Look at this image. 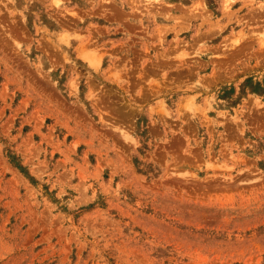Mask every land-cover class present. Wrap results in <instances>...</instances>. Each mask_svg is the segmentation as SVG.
Segmentation results:
<instances>
[{"label": "rangeland", "instance_id": "rangeland-1", "mask_svg": "<svg viewBox=\"0 0 264 264\" xmlns=\"http://www.w3.org/2000/svg\"><path fill=\"white\" fill-rule=\"evenodd\" d=\"M0 264H264V0H0Z\"/></svg>", "mask_w": 264, "mask_h": 264}]
</instances>
